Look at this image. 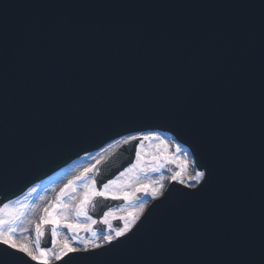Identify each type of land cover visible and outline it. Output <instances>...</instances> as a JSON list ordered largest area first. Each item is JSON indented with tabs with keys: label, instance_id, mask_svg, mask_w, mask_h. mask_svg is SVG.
<instances>
[{
	"label": "water",
	"instance_id": "1",
	"mask_svg": "<svg viewBox=\"0 0 264 264\" xmlns=\"http://www.w3.org/2000/svg\"><path fill=\"white\" fill-rule=\"evenodd\" d=\"M154 129L170 131L190 145L198 168L206 174L213 168L218 183L197 197L171 185L167 199L155 202L147 220H141L145 225L136 242L108 258L109 264L133 257L261 264L264 0H0V205L84 153ZM160 138L164 144L140 143L139 169L115 179L133 197L143 193L141 202L124 200L113 212L116 217L151 199L152 188H164L180 170L177 165L187 161L194 175L186 150L177 152L171 138ZM137 143L123 158V151L117 152L95 171L99 189L132 163ZM164 157H175V163ZM237 180L238 203L223 205L216 190ZM90 182L76 185L75 199L63 201L74 207L86 190L83 184ZM44 186L9 203V211L26 213L22 226L31 234L20 238L37 255L35 224L60 196L53 186L39 197ZM144 186L147 193L137 191ZM111 206L110 200L97 198L90 207L101 217ZM74 215L70 211L68 222H76ZM79 222L93 225L83 218ZM73 235L58 230L49 263ZM75 235L94 238L83 230ZM161 236L164 243L157 242Z\"/></svg>",
	"mask_w": 264,
	"mask_h": 264
},
{
	"label": "snow or ice",
	"instance_id": "2",
	"mask_svg": "<svg viewBox=\"0 0 264 264\" xmlns=\"http://www.w3.org/2000/svg\"><path fill=\"white\" fill-rule=\"evenodd\" d=\"M159 140L161 144L165 142L155 132H149L147 134H130L122 138L123 144H130L132 142L143 141H156ZM166 150V148H165ZM182 149L177 146V152ZM137 163L133 164L125 172L121 173V177L125 175L134 174L140 166V153L137 152ZM103 159V157H101ZM168 163H175V157H164ZM99 163V161H97ZM188 162L181 165H177L180 169L176 172L171 179L178 182L181 185H185L192 191L184 192L186 197H197L205 191L211 192L215 189L218 181L214 175L213 168L209 167L207 174L205 171H196L194 175L188 173ZM159 167H164V164H160ZM141 171L143 169H140ZM156 170V169H154ZM95 171V166L89 169H85L80 176L75 180H71L68 184L61 189L60 196L57 197V203L53 204L51 209L45 208L44 215L40 217L39 222L35 224L34 234L36 237L35 247L39 252L37 255L29 243L22 240L20 237L23 233L31 234V229L27 226H22V221L26 216V213L21 209H12L9 211V204L4 203L0 207V264H19L21 260L30 258V261H40V264H49L50 249L40 246L41 238L45 237L46 229L51 226L50 229V243L53 247L57 244L58 230L62 227L73 233L71 239H65L59 247V252L54 254V258L59 261L64 259V264H68L69 261H75L76 264H109L108 258L113 255L119 254L125 251L130 245L136 242L137 237L141 233L142 228L145 225V221H141V217L144 216L145 208L141 203L133 211L129 212L127 216L116 217L115 214L109 210L104 213L101 223L108 225L109 233L104 234L102 238H96V233L93 231L91 225L82 227L79 222L81 218L87 221H91V224H96L97 221L93 220L88 215L89 206H93V201L96 198H111L113 200L123 199L125 201L133 198V193H129L123 190V185L117 180H109L108 183L103 184L102 189L98 190L94 179L91 180V184L84 183L83 187L86 189L82 194V199L73 207L69 203L63 201V197H69L74 200L75 197L71 195L76 191V185L78 182H86L89 180V173ZM187 176V179L185 178ZM189 181H195L190 183ZM202 182V183H201ZM199 185V186H197ZM137 191L148 192V186H144ZM217 198L223 205H236L239 201L241 194V183L237 180L233 182L232 186L228 189L216 190ZM151 195L153 199L159 196H163V186L159 188H152ZM138 199V198H137ZM167 199V197H165ZM164 201H161L163 203ZM26 207V206H22ZM74 212L75 223L68 222L69 213ZM151 215V213H149ZM122 220L123 226L112 227V220ZM63 221V223H62ZM138 221L140 223L138 224ZM174 228H181V226L173 225ZM92 232V240L77 239L76 233L79 231ZM158 243H164L161 236ZM76 245H80L77 247ZM261 245L264 247V229L261 231ZM66 258V259H65ZM29 260H25V264H30ZM124 264H177L175 261L161 262L153 260H143L138 258H130L124 262ZM192 264V262H188ZM219 264V262H217ZM224 264H254L251 260H233L224 262ZM261 264H264V260H261Z\"/></svg>",
	"mask_w": 264,
	"mask_h": 264
}]
</instances>
